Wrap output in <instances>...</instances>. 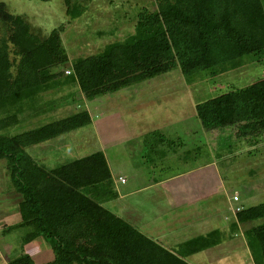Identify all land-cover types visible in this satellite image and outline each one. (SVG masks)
Masks as SVG:
<instances>
[{"label": "trees", "instance_id": "16d2710c", "mask_svg": "<svg viewBox=\"0 0 264 264\" xmlns=\"http://www.w3.org/2000/svg\"><path fill=\"white\" fill-rule=\"evenodd\" d=\"M61 1L67 15H79L70 0ZM0 25L1 131L16 124L25 108L32 109L34 98L50 89L47 83L61 76L47 70L68 64V58L60 28L41 35L21 16L6 13L2 4ZM263 56L261 0H155L154 10L142 9L136 16L132 34L70 62L63 83L74 84L83 98L92 99L175 67L189 82L202 71L217 75ZM194 111L205 131L229 127L236 139L264 137V78L195 104ZM88 124L89 114L81 111L19 134L0 135V159L20 196L18 226H32L29 240L41 236L50 244L53 258L45 264H187L101 206L115 198L101 152L51 169L25 152ZM235 220L260 221L245 231V238L264 263V202L241 208ZM215 234L196 237L181 248L192 253L213 246ZM8 264L33 262L22 254Z\"/></svg>", "mask_w": 264, "mask_h": 264}, {"label": "rangeland", "instance_id": "374dc122", "mask_svg": "<svg viewBox=\"0 0 264 264\" xmlns=\"http://www.w3.org/2000/svg\"><path fill=\"white\" fill-rule=\"evenodd\" d=\"M261 2L264 8V0ZM0 4L6 13L21 16L31 30L41 35L60 28L59 37L68 64L77 58L99 53L109 43L122 41L132 34L136 16L142 9L152 11L155 8V0H70L71 8L79 12L77 17L71 18L65 13L61 0H0ZM241 63L240 67L217 75L202 71L193 75L189 82L175 67L92 99L83 98L74 84L63 83L68 64L53 67L47 70V74L60 73L61 76L49 81L47 86L50 89L34 98L32 109L25 108L18 115L17 123L1 130L0 135L19 134L86 111L90 124L41 145L28 147L25 152L46 169L97 151H102L108 162L115 154L118 163L122 164L121 169L124 167L129 171L131 160L137 163L135 166L144 182L212 162L206 171H220L217 175L223 180L226 197L231 199L235 191L239 203L245 207L254 206L264 202V137L236 139L229 127L210 133L202 129L194 111L195 104L264 78V56L255 62L242 60ZM214 134L220 136L213 138L211 144L205 141ZM160 136L170 140L162 142L158 139ZM129 137V143H126ZM139 137H144L150 146L155 139L162 142L166 146L165 157L155 163L158 159L154 152L158 151L144 148ZM177 138L181 145L176 144ZM34 151L36 157L32 156ZM212 183L215 186V181ZM19 201L20 196L10 182L5 161L0 159V264H8L22 254L31 255L33 264H45L53 258L52 248L41 236L29 240L32 226H18ZM257 222L260 221L253 223ZM248 226L251 224L243 226L241 231ZM232 241H242V236L238 235ZM32 248L37 249V255ZM221 249L224 253L228 251L225 246ZM238 251L240 256L225 253V256L210 260L211 264H249L250 252L245 253L247 249L243 247ZM204 255L195 256H202L200 258L204 261Z\"/></svg>", "mask_w": 264, "mask_h": 264}, {"label": "crops", "instance_id": "0c3cea01", "mask_svg": "<svg viewBox=\"0 0 264 264\" xmlns=\"http://www.w3.org/2000/svg\"><path fill=\"white\" fill-rule=\"evenodd\" d=\"M213 131L216 130L209 132L213 133ZM219 136L220 134H214L205 141L211 144L210 141ZM129 140L130 137L126 138V143H129ZM138 140L144 148L150 147L158 151L154 152L155 158L158 159L155 163H159L160 159L165 157L163 151H166V146L162 142L159 143L155 139L150 146V143L145 142L144 137H139ZM176 144L181 145L182 143L178 141ZM34 152L35 154L32 156L36 157V151ZM97 152H101L104 157L110 176L111 189L115 193L114 199L101 203L104 209L169 252L181 255L187 264H203L204 261L205 264H211L210 260L225 256V253L237 256L239 255L238 249L241 247L244 250L247 249L245 253L250 252H248L249 264H264L258 252L250 250L245 238V231L258 222L243 224L236 222L234 208H245V206L239 203V197L236 202L232 201V196H236L235 191H233L231 199L226 197L223 180L219 179L217 175L220 173L218 169L206 171L207 166L211 167L212 162L186 169V171L175 175L153 177L144 182L143 176L138 174L139 169L135 166L137 163H133L131 160L129 162L130 170L127 171L124 167L121 169L122 164L118 163L115 154L108 162L102 151ZM143 161L145 162V159ZM155 171L153 172L155 173ZM212 181H215V186ZM248 224L251 226L241 231L243 226ZM212 232L216 233L213 236V240L216 241L215 245L192 253L187 252L186 248H181L182 244ZM238 235L242 236V241L234 243L232 240ZM223 246L228 250L225 253L224 250H220ZM32 249L34 252L37 250L36 248ZM201 253L205 254L204 261L200 258L202 256H195ZM245 253L241 255L242 261ZM37 254L38 251H36ZM194 256L195 259L192 258Z\"/></svg>", "mask_w": 264, "mask_h": 264}, {"label": "built area", "instance_id": "2783aa9c", "mask_svg": "<svg viewBox=\"0 0 264 264\" xmlns=\"http://www.w3.org/2000/svg\"><path fill=\"white\" fill-rule=\"evenodd\" d=\"M120 181L123 182L122 179H120ZM232 201H233V202H236V201H237V197L233 196V197H232ZM240 209H241L240 207H235L233 211L236 213V212H238Z\"/></svg>", "mask_w": 264, "mask_h": 264}]
</instances>
